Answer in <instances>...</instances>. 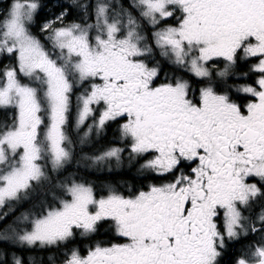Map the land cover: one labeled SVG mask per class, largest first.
<instances>
[{
    "label": "snow or ice",
    "instance_id": "snow-or-ice-1",
    "mask_svg": "<svg viewBox=\"0 0 264 264\" xmlns=\"http://www.w3.org/2000/svg\"><path fill=\"white\" fill-rule=\"evenodd\" d=\"M128 4L94 0L95 24L53 29V47L60 50L56 59L29 30L38 0H11L0 14V56L16 59L14 66L0 70V110H14L10 123L0 121V209L48 179L46 161L56 170L71 159L65 131L70 94L74 83L90 78L102 82L78 97V125L94 114V105L102 104L94 122L98 128L126 117L121 139L131 140L135 155L152 154L142 167L176 174L170 182L129 196L110 187L98 198L91 184L71 181L63 186L68 198L53 194L54 203L41 201L37 211L22 213L7 226L3 221L9 213H0V242L14 239L44 248L77 236L91 239L108 224L126 242H96L86 255L70 248L63 264H219L226 239L234 242L262 231L250 221V228L245 226L248 217L241 209L264 196V188L249 182L257 178L264 184V0ZM79 7L87 18L89 4ZM130 9L155 29L152 37L161 57L206 80L198 99L182 78L155 83L159 62H146L153 47ZM169 19L176 23H163ZM51 27L52 22L44 25ZM249 58H259L250 71L260 76L256 86L237 89L254 97L241 105L228 91L216 89L235 75L238 59ZM21 76L31 83H23ZM123 151L111 147L94 160L119 162ZM182 164L194 166L185 172ZM257 220L264 224V211ZM246 248L250 251L242 250L234 264H264V242ZM6 255L0 251V264H7ZM12 264H24V258L13 254Z\"/></svg>",
    "mask_w": 264,
    "mask_h": 264
},
{
    "label": "flooded vegetation",
    "instance_id": "flooded-vegetation-1",
    "mask_svg": "<svg viewBox=\"0 0 264 264\" xmlns=\"http://www.w3.org/2000/svg\"><path fill=\"white\" fill-rule=\"evenodd\" d=\"M120 2L124 7H129L128 0H120ZM130 10L139 20L143 34L147 37V42L153 47V54L145 57L146 62L149 66H155L156 62H159L160 75L155 83L158 85L175 80L176 78H182L190 82L193 90L192 95L194 98L198 99L199 89L205 85L206 80L204 78L196 77L187 67H181L172 63L171 59L161 57L159 49L156 48L152 37V32L155 31V29L150 27L146 21H143V19L140 18L139 12L136 9ZM65 22L73 23L70 21ZM163 23L175 24L176 21L174 19H169ZM239 55H242V53H239L238 56ZM258 59L259 58H249L248 60L238 59L236 66L232 70L235 75H229L225 78L224 81L218 84L216 90L218 92L228 91L230 98L241 105H246L253 101L254 97H252L251 94L239 92L237 89L242 85L251 84L256 86L255 81L259 78L260 73L250 71V66L258 63ZM223 63L222 60L217 61L219 67H222ZM245 72L248 73L247 76L240 75ZM214 79L219 78L214 77ZM101 82L102 81L97 79V83ZM84 83L86 84V81ZM78 90L79 89L74 91V96ZM74 96H72V93L70 94L68 122L65 126V131L69 137V142H71L72 145V155H82L85 158V164L77 166L65 165L62 168L56 169L54 179L46 180L39 185L33 184V189L43 186L49 187L51 202L54 203L53 194L57 197L68 198L67 194L64 192L63 186L69 184L71 181L91 184L98 198L100 196H106L110 187L114 188L122 195L129 196L136 194L139 191H148L150 185H160L172 181L176 173L161 175L142 167L148 159H151V153L144 154L143 156L131 153V140H122L120 132V126L126 122V117L118 118L115 121H107L103 128H98L94 122L98 121L103 105H94V114L85 120L83 127H77L76 123L78 120L79 102L78 99H73L75 98ZM90 126L92 127V131L85 134L84 131L89 130ZM71 132L74 133L75 138L70 136ZM111 147L124 149L120 154L119 162H117L115 158L102 161L94 160V157L100 155ZM191 166L194 165L182 164L181 168L187 172ZM109 169H111V171H109ZM249 182L257 183L260 187L264 188V184H260L257 178H251ZM241 210L243 215L248 217L245 226L250 228V221L257 229H262V231L256 233L250 231L246 238L242 237L234 242H229L226 239V247L223 249V255L219 259V264H234L236 258L241 255L242 250L244 252L250 251L246 248V245L260 244L264 242L261 239V237H264V224L257 220L261 211H264V196L257 197L249 208H242ZM221 231H223V227H221ZM96 242L124 243L126 242V239L118 236L113 229L108 227V224H104L100 231L91 239L77 236L75 240L70 241L67 244L44 247L49 249L51 256L49 258L45 257L42 261L35 260L34 264H63L68 249L78 247L81 254L86 255L87 247ZM24 247H35L36 249L41 248L39 245L33 247L24 245ZM13 254L24 258V264H29V261L33 258L32 256L35 255L32 253H26L23 255L22 253H17L11 250L9 251V254L6 255L7 264H12ZM37 255L38 254H36V256Z\"/></svg>",
    "mask_w": 264,
    "mask_h": 264
},
{
    "label": "trees",
    "instance_id": "trees-1",
    "mask_svg": "<svg viewBox=\"0 0 264 264\" xmlns=\"http://www.w3.org/2000/svg\"><path fill=\"white\" fill-rule=\"evenodd\" d=\"M10 2L11 0H5L4 4H7L9 6ZM38 2L40 3L42 8L35 13L34 19L32 23H30L29 27L31 33L34 36H36L42 43L47 44L48 42H46L43 36L45 32H40V26L43 23V21H45L47 18L50 17V12L56 13L65 10L67 11L66 16L64 17L65 21H70L73 23L85 24L94 21L92 14L93 0H38ZM54 2H58V3L55 4ZM84 3L89 4L87 18H85L84 13L80 10L79 7L81 4ZM0 14H2V12H0ZM8 57L9 56L7 55L0 56V70L3 69ZM10 62H12L13 66L16 64L15 55L13 56V58H10ZM20 78L23 83H27V81H29L26 80L27 79L26 77L21 76ZM29 83H31V81ZM75 90L77 89L75 88ZM72 96H74L73 93ZM12 112L13 110H0V121H7L10 123L11 121L9 119V114ZM70 136L72 138H75L73 132L70 133ZM70 160L71 161L65 163L64 166L65 165L77 166V165L85 164V158L82 155H76V156L72 155ZM45 168L48 175L47 180L54 179L55 170L52 168L50 161L46 162ZM49 192L50 189L47 186L35 188L31 190L28 193V195L22 200L13 201L10 204H5V206L2 209H0V213L8 212L9 215L3 221V226H7L8 224H11L16 219V217H19L22 213H26L29 210L37 211L41 201H47L49 204L53 203L51 202V196L49 195ZM13 241L15 243L0 242V250L6 254H9V251L11 250L17 253H22L23 255H25L26 253H32L35 254L32 257H35L36 261H42L45 257L49 258L51 256V252L49 251V249L46 248L36 249L35 247L28 248V247H24V245L19 244L14 239ZM36 254L38 255L36 256Z\"/></svg>",
    "mask_w": 264,
    "mask_h": 264
},
{
    "label": "rangeland",
    "instance_id": "rangeland-1",
    "mask_svg": "<svg viewBox=\"0 0 264 264\" xmlns=\"http://www.w3.org/2000/svg\"><path fill=\"white\" fill-rule=\"evenodd\" d=\"M4 2H5V0H0V12H2V13H4V11L9 8V6L7 4H4ZM54 3L56 4L58 2H54ZM39 5H40V3H39ZM41 8L42 7L40 5L39 9H41ZM62 12H65V11H60V12H56V13L55 12H50V17L47 18L45 21H43V23L40 26V32H45L43 34V36H44L46 42H48V43L45 44V43H42L40 40L39 41L44 46L45 50L48 51L52 55V58L53 59H56L60 55V50L53 47V40L51 39L52 30L55 29V28H60V27H63V26H67V25L72 24V23H66L65 22L64 17L66 15L63 17L62 20L57 19V17H59ZM143 21H145V20H143ZM49 22H52V27L49 28V29H44V25L47 24V23H49ZM89 24H95V18H94V21L91 22V23H89ZM29 30H30V27H29ZM95 34H96L95 33V30H93L92 33H91V35L94 36ZM13 56L14 55H12L11 57H8L7 58V60L5 62V65H12V62H10V58H13ZM26 80H29V81H27V83L30 82V79L29 78H27ZM84 82H82V83H74V87L77 88V89H79L78 92H76V94L74 96L75 97L74 99H78V97H80L82 94H85L86 91H90L91 85L94 84V83H97V78H90V79L86 80V84ZM74 87H73L72 93H74V91H75V88ZM12 114H14V110H13ZM76 124H77V127H83L84 126L83 124H79V125H78V123H76ZM88 132H89V130H85L84 131L85 134H87ZM71 149H72V145H71V142H70V150ZM71 153H72V150H71ZM91 160H92V158H91ZM70 161L71 160H69L68 162H70ZM46 162H45V164H46ZM11 242L12 243H15L14 241H11Z\"/></svg>",
    "mask_w": 264,
    "mask_h": 264
}]
</instances>
